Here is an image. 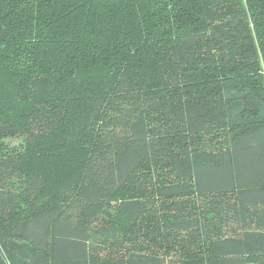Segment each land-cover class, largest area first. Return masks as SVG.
Returning <instances> with one entry per match:
<instances>
[{
	"label": "trees",
	"instance_id": "trees-1",
	"mask_svg": "<svg viewBox=\"0 0 264 264\" xmlns=\"http://www.w3.org/2000/svg\"><path fill=\"white\" fill-rule=\"evenodd\" d=\"M0 264H264V0H0Z\"/></svg>",
	"mask_w": 264,
	"mask_h": 264
},
{
	"label": "rangeland",
	"instance_id": "rangeland-1",
	"mask_svg": "<svg viewBox=\"0 0 264 264\" xmlns=\"http://www.w3.org/2000/svg\"><path fill=\"white\" fill-rule=\"evenodd\" d=\"M23 143V136L22 135H11V136H5L0 140V148H2V151H4L5 148L8 150H15L16 148H19Z\"/></svg>",
	"mask_w": 264,
	"mask_h": 264
}]
</instances>
